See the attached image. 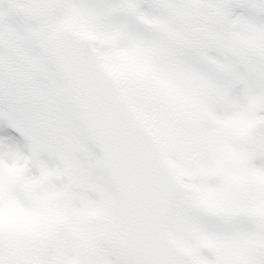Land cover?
<instances>
[{
  "label": "snow or ice",
  "instance_id": "snow-or-ice-1",
  "mask_svg": "<svg viewBox=\"0 0 264 264\" xmlns=\"http://www.w3.org/2000/svg\"><path fill=\"white\" fill-rule=\"evenodd\" d=\"M0 264H264V0H0Z\"/></svg>",
  "mask_w": 264,
  "mask_h": 264
}]
</instances>
